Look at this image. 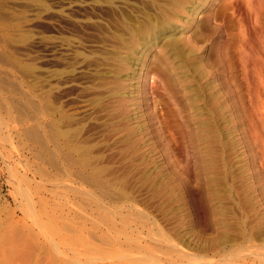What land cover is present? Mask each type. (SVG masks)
Instances as JSON below:
<instances>
[{
	"label": "rangeland",
	"instance_id": "obj_1",
	"mask_svg": "<svg viewBox=\"0 0 264 264\" xmlns=\"http://www.w3.org/2000/svg\"><path fill=\"white\" fill-rule=\"evenodd\" d=\"M169 3L0 0V264H264V13L186 0L142 54ZM37 89L79 118L61 165Z\"/></svg>",
	"mask_w": 264,
	"mask_h": 264
},
{
	"label": "bare ground",
	"instance_id": "obj_2",
	"mask_svg": "<svg viewBox=\"0 0 264 264\" xmlns=\"http://www.w3.org/2000/svg\"><path fill=\"white\" fill-rule=\"evenodd\" d=\"M184 1H186V0H182L181 2H180V0H170V3L168 4V6H166V7H164L163 6V8L164 9H162L160 12H159V16H155L156 17V20H154L153 22L155 23L154 24V29L152 28L151 29V31L149 32V35H147L145 38H143V41L142 42H140L141 43V45L143 46V48L142 49H140V51L142 52V54L143 53H146V51H148V50H150V48L152 47V46H154L155 45V43L157 42L156 40H158V39H160L161 38V36H162V34H164L166 31H168V25H170L171 24V22H170V20H168V18H171V16H174V15H176L177 13H176V9H174V7L175 8H177V5L178 6H180V7H183V6H181V5H183V2ZM194 1V8H192V9H190V12L192 13V14H194V15H196L197 14V11L201 8V7H203L204 5H206L210 0H193ZM245 2H247L249 5H254V4H256V2L258 3V6L260 5V7H258L259 9V11L260 12H262V13H264V0H245ZM209 4V3H208ZM256 6H257V4H256ZM191 7H193V6H191ZM249 8H251V7H249ZM201 10V9H200ZM258 10H256V13H257V11ZM154 12V11H153ZM259 12V13H260ZM156 13V12H155ZM152 14V13H151ZM153 15V14H152ZM155 15V14H154ZM153 15V16H154ZM150 18V17H149ZM152 18V17H151ZM211 18V17H210ZM256 18V17H255ZM152 20V19H151ZM209 20V19H208ZM156 21V22H155ZM152 23H150V25H151ZM141 33V32H140ZM262 37V36H261ZM262 39H264L263 37H262ZM264 42V41H263ZM168 43V42H167ZM176 44V41L175 40H171V42H170V44L169 45H175ZM264 44V43H263ZM145 47V48H144ZM157 55H159V54H157ZM140 56V55H139ZM138 60H139V62H140V64L141 65H146V57L144 58L143 56L142 57H136ZM134 59V58H133ZM132 59V60H133ZM130 60V59H129ZM157 60V59H156ZM160 60H158V62H159ZM157 64V63H156ZM40 69V68H39ZM38 69V70H39ZM38 76H39V74H38ZM37 76V77H38ZM39 79L41 78V77H38ZM37 78V79H38ZM39 79H38V84H39ZM1 86V85H0ZM40 86V85H39ZM37 88H38V86H37ZM15 89V88H14ZM17 89V88H16ZM39 89V88H38ZM38 89H37V93H35L34 94V110H33V114H34V126H33V135H34V143H35V147H36V153H37V157H39V159H41V160H45V162L46 161H48L49 163H51V165H52V163H53V165H54V163L55 164H62V162L61 161H63V160H68V159H70V158H72L71 157V155H70V153H69V156H70V158H69V156H67L66 155V152L64 153V154H62V150L64 151V148H72V149H76V150H78V147L80 146L81 147V145H77L78 144V142L76 141V140H78L80 137H79V135H78V133H79V129L80 130H82V128L80 127H78V119L79 118H72V116H71V119L69 118V116L67 117V116H59L57 119H56V117L54 118L53 116H54V114H53V110H51V107H50V100H49V94H50V90H48V92L46 93V95L45 96H47L48 98H46V97H42L41 96V94H40V91L38 92ZM42 93V92H41ZM143 93V92H142ZM51 95V94H50ZM52 103V102H51ZM63 114V113H62ZM66 114V113H65ZM68 115V114H67ZM1 121V120H0ZM77 124V125H76ZM86 134V133H85ZM68 136V137H71L72 135H73V139H75L74 138V135H78V139H76L75 141H71L70 140V138H68V140H70V142H65V143H63V141L61 142V138L63 139V138H65V136ZM76 138H77V136H76ZM60 141V142H59ZM51 146H55V148L54 149H52L51 148ZM82 148H83V146H82ZM79 150H80V148H79ZM66 151V150H65ZM69 152V151H68ZM75 152V151H74ZM80 155H81V153H80ZM73 156V155H72ZM73 159V158H72ZM83 160V159H82ZM69 161V160H68ZM63 164H64V162H63ZM72 164V163H71ZM85 164V163H84ZM59 165V166H60ZM56 166H58V165H56ZM26 193V192H25ZM28 201H30V200H28ZM27 204H29L28 202H27ZM34 208V207H33ZM26 212V211H25ZM26 225V224H25ZM36 225L38 228H40L41 230H37V232L34 230V229H36L34 226ZM55 225L54 224H52V228L54 227ZM25 227H27V228H25ZM16 228H18V227H16ZM44 226H43V224L42 223H40L38 220H37V218H33V220H32V223L31 224H29V225H26V226H24L23 227V229H19L20 231H23V232H26L28 235L29 234H31L32 235V233H34V231H35V234H37V233H41V232H44ZM55 228H56V226H55ZM54 229V228H53ZM17 230V229H16ZM16 230H14V232L16 231ZM18 231V230H17ZM40 231V232H39ZM164 232V231H163ZM48 233V232H47ZM11 234H13V233H11ZM167 239V238H166ZM172 240V239H171ZM171 240H169V241H171ZM171 244H172V242H171ZM170 244V245H171ZM11 245V252L13 253L12 254V256L13 255H18V253L20 254V253H22V250H24V251H26V253H28V255L30 256V253L32 254V253H38L39 251H37V249H41V252H42V248H44L43 246L41 247V246H39V243H38V246H39V248H36V246H30V247H28V246H26L25 245V247L22 245V247L21 248H19V243H16V241H13V243H11L10 244ZM9 245V246H10ZM173 245H175V242H174V244H172V247H173ZM177 245V244H176ZM37 246V247H38ZM24 247V248H23ZM54 247H56V246H54ZM23 248V249H22ZM178 248V247H177ZM7 249H8V247H7ZM7 249H5L6 251H7ZM26 249V250H25ZM46 250V249H45ZM51 251V249L49 248V252ZM41 252H39V254H38V258H39V256H41ZM24 253V252H23ZM22 253V254H23ZM25 253V254H26ZM51 253H52V251H51ZM56 253V252H55ZM58 253V252H57ZM61 253V252H60ZM45 254H46V252H45ZM62 254V253H61ZM27 255V256H28ZM36 255V254H35ZM53 256V254H50V256ZM0 256H1V254H0ZM12 256H11V258H12ZM19 256H21V254L20 255H18L17 256V258H15L14 257V259L16 260V259H20V257ZM24 257H25V255H23ZM51 256V257H52ZM56 256H58V255H56ZM8 257V256H7ZM10 257V256H9ZM23 257V258H24ZM36 257V256H35ZM36 257V258H37ZM43 257V256H42ZM51 257H50V259H51ZM54 257V256H53ZM43 258H39L38 260H37V263L38 264H48V262H43V263H40L41 261H39V260H42ZM49 259V258H48ZM47 259V260H48ZM12 260H13V258H12ZM44 260H46V259H44ZM44 260H42V261H44ZM53 261L52 262H54V260L55 259H52ZM26 261V260H25ZM30 261V260H29ZM28 261V262H29ZM22 262V261H21ZM51 262V263H52ZM50 263V264H51ZM63 263V262H62ZM34 264V263H33Z\"/></svg>",
	"mask_w": 264,
	"mask_h": 264
}]
</instances>
